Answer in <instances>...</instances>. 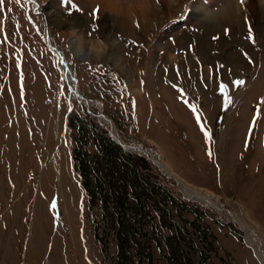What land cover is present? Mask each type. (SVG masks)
<instances>
[{
    "label": "rangeland",
    "instance_id": "1",
    "mask_svg": "<svg viewBox=\"0 0 264 264\" xmlns=\"http://www.w3.org/2000/svg\"><path fill=\"white\" fill-rule=\"evenodd\" d=\"M33 1L0 0V264H259L228 205L218 213L185 198L112 140L62 80L45 35L125 143L159 150L181 180L238 203L264 236L260 4ZM230 1L240 18L196 13Z\"/></svg>",
    "mask_w": 264,
    "mask_h": 264
},
{
    "label": "bare ground",
    "instance_id": "2",
    "mask_svg": "<svg viewBox=\"0 0 264 264\" xmlns=\"http://www.w3.org/2000/svg\"><path fill=\"white\" fill-rule=\"evenodd\" d=\"M175 1H178V0H170L172 4L175 3ZM256 1L260 4V6L262 7V10L264 11V0H256ZM171 3H169V5H171ZM147 5L148 4H146L145 1L140 2L139 8L141 12L147 13V8H148ZM35 8L37 9L38 7H35ZM119 8L117 9V11L119 10ZM132 9H133L132 6L129 7L128 9L129 15L131 14ZM208 11L209 10H203V9L196 11L197 14L202 16V20L204 21V23H208L209 21H211L212 19H209L211 17L218 16V17L223 18L222 17L223 15H227L226 16L227 18L233 17V19H236V18H240L242 14V8L240 6L239 1L228 2L225 4V7H222V9H220L216 13L214 12L213 14H210V13L208 14ZM197 14L196 16L198 17ZM69 30L72 31L73 28L70 27ZM69 37H70V48L72 50L73 55L78 58H87L89 54L84 53V50L80 46V42L77 40V38L75 36L74 37L69 36ZM47 44L52 50V52L58 55L57 63H58L59 68L62 71V80L65 81L69 85V88L73 92L75 99L82 103V98H80L79 91H78L79 90L78 82L75 76L73 75L72 71L68 68L67 64L65 63L64 55L59 49H58L59 52L57 51L54 45V41L50 38V36H48ZM94 51L97 53H102L103 48H98L97 46L92 44L89 46V53H92ZM97 106L100 109L102 107V104L100 102H97ZM102 115L100 116L101 123L108 130L110 136L114 139V141L120 144L123 150L145 156L160 170V172L163 175H165L169 179H174L175 181H177L179 188L185 198L190 199L196 203H199L200 205L205 206L207 208H212L216 210L218 213H223L224 205L225 204L228 205L231 208L229 211H227L228 214L230 215L229 216L230 222L234 224L236 228L243 234V240H244L245 245L253 252V255L255 259L258 261V263L264 264V236L262 234V231L260 227L255 222H253L250 215L238 203H235L232 200H226V198L224 200L220 199L219 197L211 193L209 194L208 191L205 189L196 188L192 185H189L185 181L181 180L176 174L173 173L169 164L166 162L163 154L159 150L154 151V150L149 149L146 143L140 146H133L132 144L125 143L120 137L113 121ZM260 149L261 148H259V150ZM230 150L231 148L229 149V151ZM229 154H230L229 161L233 162V154H234L233 147ZM255 155L257 156V154ZM260 155H262V153H260ZM256 159L254 161H256ZM53 162H54L55 167L58 168L57 159L55 157H54ZM255 191L256 190H254V192Z\"/></svg>",
    "mask_w": 264,
    "mask_h": 264
},
{
    "label": "water",
    "instance_id": "3",
    "mask_svg": "<svg viewBox=\"0 0 264 264\" xmlns=\"http://www.w3.org/2000/svg\"><path fill=\"white\" fill-rule=\"evenodd\" d=\"M31 2L33 3V6L35 7H38V5L33 1L31 0ZM35 13L37 14V12L35 11ZM48 35L49 33L47 32L46 34V40H48ZM59 52V51H58ZM71 91V90H70ZM71 93L73 94V92L71 91ZM80 98H82V103H85L87 105H91V106H95L97 109H98V113L96 115V118H97V121L101 124V119H100V116L102 115V107L99 109V107L97 106V101H88V100H85L81 95H79ZM103 116V115H102ZM102 125V124H101ZM107 130V129H106ZM108 131V130H107ZM112 138V137H111ZM112 140L114 141V139L112 138ZM115 142V141H114ZM117 143V142H115ZM118 144V143H117ZM120 146V144H118ZM125 152H128L126 150H124ZM130 153H133V152H130ZM144 157V156H142ZM174 180V179H172ZM175 181V180H174ZM177 182V181H176ZM178 184V183H177Z\"/></svg>",
    "mask_w": 264,
    "mask_h": 264
},
{
    "label": "crops",
    "instance_id": "4",
    "mask_svg": "<svg viewBox=\"0 0 264 264\" xmlns=\"http://www.w3.org/2000/svg\"><path fill=\"white\" fill-rule=\"evenodd\" d=\"M233 245L235 246V244L233 243Z\"/></svg>",
    "mask_w": 264,
    "mask_h": 264
},
{
    "label": "trees",
    "instance_id": "5",
    "mask_svg": "<svg viewBox=\"0 0 264 264\" xmlns=\"http://www.w3.org/2000/svg\"><path fill=\"white\" fill-rule=\"evenodd\" d=\"M78 158V157H77Z\"/></svg>",
    "mask_w": 264,
    "mask_h": 264
}]
</instances>
